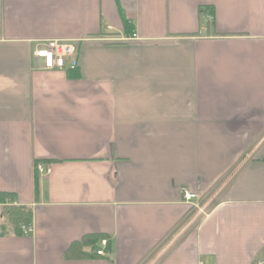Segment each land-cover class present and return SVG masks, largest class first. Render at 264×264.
Masks as SVG:
<instances>
[{"label": "crops", "instance_id": "1", "mask_svg": "<svg viewBox=\"0 0 264 264\" xmlns=\"http://www.w3.org/2000/svg\"><path fill=\"white\" fill-rule=\"evenodd\" d=\"M0 194V264L264 260V0H0Z\"/></svg>", "mask_w": 264, "mask_h": 264}, {"label": "built area", "instance_id": "2", "mask_svg": "<svg viewBox=\"0 0 264 264\" xmlns=\"http://www.w3.org/2000/svg\"><path fill=\"white\" fill-rule=\"evenodd\" d=\"M134 37V36H132ZM77 48L69 41L62 40H48L37 43L34 46L33 56L34 58L41 60L42 68L45 70H51L54 68L63 69L67 65L68 70H74L77 67ZM37 171L41 174H46L49 169L46 166L37 165ZM197 199V196L190 191H183V200L186 204L196 206L193 201ZM21 231L24 234H32V225L21 226ZM106 241L100 242V247L104 248ZM97 255H102V250L96 252ZM256 264H264V260L258 261Z\"/></svg>", "mask_w": 264, "mask_h": 264}, {"label": "trees", "instance_id": "3", "mask_svg": "<svg viewBox=\"0 0 264 264\" xmlns=\"http://www.w3.org/2000/svg\"><path fill=\"white\" fill-rule=\"evenodd\" d=\"M68 76L70 78L76 77L75 70H69ZM10 198L8 194H0L1 198ZM2 217L8 222L9 226L13 229L14 233L20 235L22 233L21 226H29L32 222L31 210L21 206H8L4 207L1 211ZM101 235H89L82 238V240L74 242L71 244L69 249L65 253V258L67 259H82L87 258L89 255H97L96 243L103 239ZM85 247H89V253L83 251Z\"/></svg>", "mask_w": 264, "mask_h": 264}, {"label": "rangeland", "instance_id": "4", "mask_svg": "<svg viewBox=\"0 0 264 264\" xmlns=\"http://www.w3.org/2000/svg\"><path fill=\"white\" fill-rule=\"evenodd\" d=\"M37 165H41V166H45L44 164H38V163H36L35 165H34V170H36L37 171ZM11 198V197H10ZM194 204H196L197 205V203L195 202ZM21 207H23V206H21ZM198 207V206H197ZM25 208H28V207H25ZM200 214H199V216L200 217H202L203 216V211H202V213L201 212H199Z\"/></svg>", "mask_w": 264, "mask_h": 264}]
</instances>
